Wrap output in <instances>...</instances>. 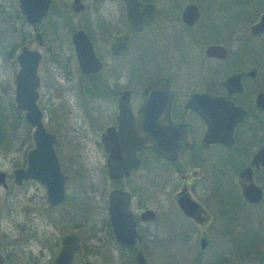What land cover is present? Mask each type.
I'll return each instance as SVG.
<instances>
[{"label": "flooded vegetation", "instance_id": "obj_1", "mask_svg": "<svg viewBox=\"0 0 264 264\" xmlns=\"http://www.w3.org/2000/svg\"><path fill=\"white\" fill-rule=\"evenodd\" d=\"M137 1L149 5L153 17L130 32L127 50L121 54L113 53L112 43L129 26L124 0H64L57 6L49 0L45 14L34 23L23 18L18 0L11 8L15 19L29 28L26 36L20 35L18 51L27 46L39 54L35 102L45 131L54 137L53 150L65 179L63 199L50 204L41 184L15 174L26 166L33 128L22 111V121L12 117L8 126L5 116L8 147L0 153L12 148L17 159L9 173L0 170L5 174L4 186L0 183L5 195L0 202V264H51L62 249L65 235L78 238V250L70 264H138L137 253L143 264H152L154 246L173 242L165 234L161 237L156 226L163 198L170 205V213H178L186 222L184 244L193 251L194 246L197 248L189 264H202L200 258L207 251L215 252L210 264H246L245 256L248 264H264V216L255 217L250 212L264 207V152L258 156L264 148V30H251L264 11V0H249L245 6L232 5L229 0ZM148 14L146 10L137 17L146 19ZM43 25L54 30L63 27L70 36L56 38V45L47 43L39 31ZM78 30L87 37L99 62L94 71L80 68L72 43V35ZM137 35L139 65L144 66L148 49H154L160 60L155 64V74L141 81L139 89L128 87L124 59ZM150 41L151 48L145 46L144 52V43ZM211 46L223 49L224 55L218 50L207 53ZM16 50L12 47L8 52L14 62ZM41 70L47 76L44 93H39ZM234 74V82L224 85ZM160 78L167 80L170 92L167 118L181 129L173 134V150L164 156L145 145L135 151V167L110 178L101 136L108 127L116 130L118 104L124 92L134 114L145 87ZM75 87L86 102L68 99L49 106L41 103L57 89L70 98ZM133 98L137 99L134 103ZM224 104L236 108L239 117ZM235 118L240 119L222 140ZM64 123L66 127H62ZM79 155L87 159L99 155L101 161L95 159L96 167L103 179L112 183L105 198L101 196L103 211L90 222H81L74 208L64 207L66 185L81 170ZM114 189L129 195L127 208L133 230L127 219L116 223L117 234L113 230L106 206L108 193ZM179 200L187 203L189 215L179 208ZM83 225H88L87 234L81 232ZM239 239L247 246H239Z\"/></svg>", "mask_w": 264, "mask_h": 264}, {"label": "water", "instance_id": "obj_2", "mask_svg": "<svg viewBox=\"0 0 264 264\" xmlns=\"http://www.w3.org/2000/svg\"><path fill=\"white\" fill-rule=\"evenodd\" d=\"M127 9L129 26L114 38L112 51L114 54H121L127 50L129 34L138 30L143 23L152 20V11L149 5H141L137 0H124ZM232 5L245 6L249 0L240 2L228 1ZM20 12L28 22H37L45 14L49 0H18ZM148 10L146 19L137 17L139 12ZM253 32L264 30V11L258 21L251 26ZM38 37V34L36 35ZM72 43L75 47L76 57L81 70L94 71L99 67L97 58L93 55L91 45L85 34L78 30L72 35ZM218 50L224 55L220 47H208L207 53ZM39 59L37 51L22 46L16 55L18 69L13 79V103L16 109L23 112L25 120L33 128V146L27 151L26 166L24 169L15 171V174L23 179H33L45 189L47 200L50 204H57L63 199V176L58 167L57 158L53 150L54 137L45 131L41 123V113L36 104L38 77L36 67ZM237 74L228 76L223 82L224 85L234 82ZM127 92L121 96L118 104V116L116 130L108 127L101 136V142L107 153L106 166L107 175L116 178L128 173L130 168L137 165L135 151L149 145L156 152L167 156L173 150L175 140L174 133H180L178 127L173 125L167 118V109L170 102V92L167 80L160 78L149 83L144 90L143 100L134 110V114L129 111L127 105ZM260 94L257 98H260ZM210 99L209 96H204ZM224 100V99H218ZM225 101V100H224ZM225 109L231 111L233 116L239 117L238 110L229 104H224ZM241 115V114H240ZM236 118L230 122V126L224 131L222 140L231 134ZM172 136V137H171ZM8 147L5 130V113L0 103V152L6 151ZM264 152V148L259 151L258 156ZM5 174L0 171V183L4 186L3 178ZM129 195L121 190H111L108 193V203L106 210L110 215L114 232L117 234L116 223L127 219L129 227L133 230V222L130 221L128 210ZM179 208L184 214L189 215L187 203L177 201ZM116 230V231H115ZM62 249L56 255L51 264H70L72 254L78 250V238L74 235L62 237ZM203 245V242L200 243ZM143 259L137 253L138 264H143Z\"/></svg>", "mask_w": 264, "mask_h": 264}, {"label": "rangeland", "instance_id": "obj_3", "mask_svg": "<svg viewBox=\"0 0 264 264\" xmlns=\"http://www.w3.org/2000/svg\"><path fill=\"white\" fill-rule=\"evenodd\" d=\"M15 1L16 0H0V101L3 102L4 105L9 104L11 101L13 102V77L18 69L16 62H14V57L12 58L11 54L8 55V52L10 49L12 50V47L14 50L17 49L16 51H18L21 33L26 36V34L29 32V28L25 25H22L20 21L15 19L13 16L11 8L15 6ZM54 1L55 6L59 5V2H64V0ZM39 31L43 33L44 41L55 45L57 44L56 38L64 39L66 37L69 38L70 36V34L67 32L68 30L63 27H59L58 30H54L53 28L49 29L48 26L43 25L39 28ZM52 31L54 33H52ZM256 44L258 45L259 41H257ZM145 46L151 48L152 42L150 41V43L146 45L144 43V52L146 51ZM40 50L41 53L44 52L42 49ZM139 55V36L137 35L133 37L130 49L127 55L124 57L127 64L129 77L128 87L133 85V88L135 89H139V83L141 81H146L155 74V64L156 62H160L156 51H154V49H148L144 56V59L147 60H145L144 66L141 67L139 65ZM141 74H143V80L140 76ZM39 75L42 79V87H40L39 93H44V86L46 84L47 76L43 70H41ZM75 88L76 89L71 92L73 95L70 98H67V93L61 89H57L56 93H51V96H49L48 99L41 101V103L43 105L49 106V104H58L60 101H68V99H76L81 102H86L87 98L83 97L82 94L79 93L77 87ZM137 99H139V97ZM137 99L133 98V103L136 102ZM59 106L70 107V104H59ZM3 108L6 112L7 109L5 106H3ZM56 111L58 112L59 109H56ZM85 120L87 122L90 121L88 120V117H86ZM66 126V123L62 125V127ZM92 127L94 129L95 124H93ZM10 149L11 150L6 153H0V170H3L7 173L10 172L14 159H17V156L13 152L12 148ZM95 159L101 161L99 155H90L88 159L84 156L80 157L79 155L78 164L81 170L76 177L77 179H70L66 185L67 202L64 204V207H69L70 210L74 208L75 215L81 222H90L95 214H100L103 211L105 195L112 186L111 182L103 179L102 173L99 171L100 169L96 167ZM40 193L42 194V190ZM101 196H104V198L101 199ZM3 197H5V195L3 191L0 190V202L3 201ZM37 207L39 208L41 205H38ZM170 210L171 208L168 201L163 198L162 202L160 203V215L158 221L156 222V226L161 234V237L165 234V238L171 239L173 242L154 246L155 257L152 260V264H189V262L193 260L192 256L196 255L197 251L195 250H197V248L194 246L193 251L192 248L187 247L184 244L183 231L186 222L178 213H170ZM64 212H66V209H64ZM165 212H169V214H166ZM250 212L251 215L255 217H258L257 215L259 214L264 216V207L258 208L256 210L250 209ZM87 229L88 225L81 226L82 233L87 234ZM215 242L216 239L214 240V243ZM238 245H245V243L242 239H239ZM238 245H236V247ZM214 255L215 252H205L203 257L200 258L199 263L210 264L214 260ZM246 257L247 256H245L244 261L246 264H248L249 259Z\"/></svg>", "mask_w": 264, "mask_h": 264}, {"label": "trees", "instance_id": "obj_4", "mask_svg": "<svg viewBox=\"0 0 264 264\" xmlns=\"http://www.w3.org/2000/svg\"><path fill=\"white\" fill-rule=\"evenodd\" d=\"M4 106L7 109V111L5 112L7 126L11 122L10 118H12V117H19L20 122L22 121V119H23L22 113L20 110L15 109L12 101L9 102V104H5Z\"/></svg>", "mask_w": 264, "mask_h": 264}]
</instances>
